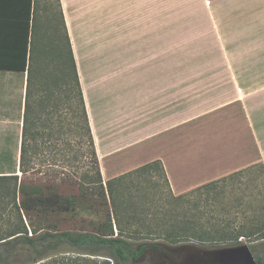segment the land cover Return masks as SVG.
<instances>
[{"label":"crops","instance_id":"obj_1","mask_svg":"<svg viewBox=\"0 0 264 264\" xmlns=\"http://www.w3.org/2000/svg\"><path fill=\"white\" fill-rule=\"evenodd\" d=\"M59 2L103 180L159 159L180 194L264 167V33L248 36L245 50L176 67L173 21L166 6L160 28L159 0ZM40 5L0 0V72L26 77Z\"/></svg>","mask_w":264,"mask_h":264},{"label":"trees","instance_id":"obj_2","mask_svg":"<svg viewBox=\"0 0 264 264\" xmlns=\"http://www.w3.org/2000/svg\"><path fill=\"white\" fill-rule=\"evenodd\" d=\"M55 5L56 11L40 5L32 17L29 59L27 67L22 68L26 71V82L17 152L0 150V264H49L45 258L61 247L103 256L102 264H133L148 250L163 251L166 244L195 242L219 246L238 244L240 237L264 238V212L253 216L246 229L245 224L236 227L234 222L223 223L212 215L202 222L207 210L206 204L202 205L204 209L201 208V203L207 199L208 191L218 182L249 167L173 194L159 159L105 181L113 217L107 215L101 223L103 230L99 226L94 231L60 230L57 224L48 221V216L61 207L56 206L55 199L49 201L45 197L42 185L23 179L30 171H41L46 153L52 158L66 159L73 152L75 160L88 155L98 178L94 180L86 172H81L78 183L86 185L85 189L88 186L99 188L100 198L106 197L59 0H55ZM158 177L168 187L169 208L158 203L163 194L147 207L135 199L149 185L158 187ZM121 216L126 226L141 224L146 227L156 225L157 228L144 233L129 230L120 225ZM166 225L171 228L164 232L158 229ZM249 248L252 253L255 251L254 246ZM254 257L258 264H264L263 256ZM68 259L69 264H87L85 260L77 262L78 258Z\"/></svg>","mask_w":264,"mask_h":264},{"label":"rangeland","instance_id":"obj_3","mask_svg":"<svg viewBox=\"0 0 264 264\" xmlns=\"http://www.w3.org/2000/svg\"><path fill=\"white\" fill-rule=\"evenodd\" d=\"M41 5L56 11L55 0H41ZM166 6L169 7V20L173 21L176 67L205 65L207 57H214V53H211L215 51L245 50L248 36L264 33V0H159L160 28L162 20L165 21L166 18ZM24 83L25 77L21 74L0 72V150L10 149L17 152ZM44 157L48 160L41 162V171H30L23 179L28 183L42 185L45 197L49 201L55 199L56 206L61 207L48 216V221L57 224L60 230L94 231L98 226L103 230L101 223L105 221L107 215L113 217L106 180L102 179L106 192L105 199L100 198L97 193L99 188L88 186V189H85L86 185L79 184L77 180L81 172H86L94 180L98 178L89 163V156H79L75 160L71 152L66 159L52 158L49 153ZM140 193L141 195L135 199L140 203L144 202L145 207L152 206L160 194H163V198H160L158 203L162 206L165 204L167 208L171 207L167 196L168 187L161 177H158V187L149 185ZM206 197L207 199L201 203V208L204 209L202 205L206 204L207 210L202 222L212 215L223 223L234 222L236 227L245 224V229L248 228L253 216H259L264 212V167L257 164L218 182L208 191ZM119 219L122 227L140 233L157 228L156 225L146 227L141 224L126 226L124 217L121 216ZM169 228L171 227L168 225L158 227L162 232ZM113 229L114 232L117 231L115 224ZM30 234L29 231L28 235ZM239 240L249 247L254 246V255L264 257V238L240 237ZM184 245L224 246L200 245L195 242L166 244L163 245V251L169 258L168 261L160 255L163 251L148 250L133 264H169L170 260L178 262L189 249L185 248L181 252L171 251ZM68 258L75 260L78 258L77 262L80 263L85 260L87 264H102L105 257L61 247L58 251L50 252L45 261L49 264L66 262L69 264Z\"/></svg>","mask_w":264,"mask_h":264},{"label":"water","instance_id":"obj_4","mask_svg":"<svg viewBox=\"0 0 264 264\" xmlns=\"http://www.w3.org/2000/svg\"><path fill=\"white\" fill-rule=\"evenodd\" d=\"M185 248L189 250L180 257L179 261L170 260L169 264H258L249 246L245 243L219 247L184 245L171 252H181ZM160 255H163L167 261L169 260L164 251Z\"/></svg>","mask_w":264,"mask_h":264}]
</instances>
